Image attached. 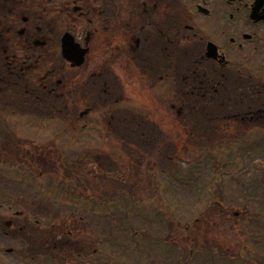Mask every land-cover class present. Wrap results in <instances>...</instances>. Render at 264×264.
Returning a JSON list of instances; mask_svg holds the SVG:
<instances>
[{
    "label": "rangeland",
    "instance_id": "374dc122",
    "mask_svg": "<svg viewBox=\"0 0 264 264\" xmlns=\"http://www.w3.org/2000/svg\"><path fill=\"white\" fill-rule=\"evenodd\" d=\"M175 79L178 80V76L173 79L171 104L177 106L175 110L171 109L170 113L163 112V105L151 107L150 102L145 100L148 98L149 101H154L150 93L139 100L147 103L144 105V112L157 120L154 125L161 131L160 135L166 136L159 138V135V139L152 137L155 141L151 145L148 139L139 140L134 147L125 144L119 146L120 152L116 154L108 149L111 148L110 143L98 138H93L86 145H79L83 143L81 136L82 140L73 148L79 153L73 154V151H65L64 147L69 145V137H73L76 132L64 134L63 140L57 139L67 132L64 127L66 118L63 117L37 129L26 128L20 122L13 123L18 130V138L13 145L15 148L10 149L18 153V156L13 154L19 157L18 166L28 174L43 173L47 179L54 174H60L58 183L72 188L76 186L79 193L89 192L91 197L98 201L130 200L142 204L153 202L155 196L163 201L173 224L169 225L163 219V225H152L149 220H156L150 217L154 214L148 212L152 208L148 209L147 216L141 220L143 223H132L129 228H124L123 234L127 235L131 242L123 240L122 245H119L121 250L118 246H112L109 251L110 260L105 264H178L193 255L195 261L191 264H215V258L206 255L208 250L212 254L216 251L219 255L224 254L223 257H240V260L233 263L232 260L220 259L218 256L217 264H244L243 260L249 261V264L262 263L264 260L260 256L264 257V245L256 246V243L264 242V187L260 185V181L264 180V125L256 123L257 126H254L252 120V124L245 122L240 127L224 120L217 124L215 109L210 103L186 106L185 117L180 118L178 111L181 91ZM139 92L146 93L144 90H138L132 94L139 95ZM86 108L79 106V112ZM195 108L196 112L192 113ZM192 114L199 118L193 117ZM11 123L7 121L5 125ZM104 124L108 126L104 125L105 130L112 135V127L107 121ZM112 125L115 126V123ZM248 125L252 128H247ZM141 136L134 135L136 138ZM147 137L151 138L148 135ZM4 143L5 140L0 136V264H45L36 260L24 262L23 258L27 256L30 260V256L38 247L37 242L52 229L56 230L59 241L66 245L65 249L73 251L75 247L83 248V253L90 257L94 256L95 250L99 253L97 257L78 262L74 257L71 261L67 256L65 263L61 261L60 264H100L106 254L103 249L106 236L103 230L98 229L99 225L94 224L93 219L81 223L80 218L85 215L76 214L73 217L68 213L71 209L64 204L56 205L52 201L56 197L48 202L43 201L44 207H41L37 201L27 198L23 193L15 192L11 186L9 189L6 187V183H15L17 175L2 166L5 161L10 160L4 157ZM103 143L106 145L102 146ZM236 143L237 146L234 145ZM90 148L95 151H89ZM58 149H62L61 154ZM165 151L169 153H164ZM32 161L41 162L40 164L44 162L47 166L29 164ZM158 170H164L166 176L157 174ZM185 170L188 171V177L182 174ZM170 177V186H164L163 184L170 181ZM217 179L221 180L218 186L215 184ZM36 185L37 183L34 189ZM50 186L56 194L64 198L69 197L57 192L55 181L51 182ZM47 190L48 187L43 192ZM216 191L221 193L222 206L212 204L210 198ZM4 196L18 201L16 206L13 204L11 211L8 209L10 202L5 200ZM88 198L90 197L87 194L84 199ZM18 212L23 213V217H17ZM235 213L239 214L238 217L234 216L237 215ZM42 220L45 222L41 223ZM11 221L14 223L13 227L6 228L5 224ZM37 221H40V225H36ZM157 222L161 223V220ZM189 225L193 226L185 231ZM23 226L27 227L26 231L20 238L19 234L14 238L12 233H17ZM69 231L75 236L72 237ZM131 232L133 234L130 235ZM134 232H138L140 237H135ZM139 238L142 244H138ZM162 239L172 244L168 252L174 249L175 251L166 253L164 262L158 255L152 260L151 252V256L149 254L152 242ZM137 246L148 249V259L144 251V261H137L134 253ZM10 250H13V253H9ZM196 250H201L198 251L201 253ZM251 252L256 254L252 255ZM202 256L205 258H200Z\"/></svg>",
    "mask_w": 264,
    "mask_h": 264
},
{
    "label": "flooded vegetation",
    "instance_id": "af4514ba",
    "mask_svg": "<svg viewBox=\"0 0 264 264\" xmlns=\"http://www.w3.org/2000/svg\"><path fill=\"white\" fill-rule=\"evenodd\" d=\"M175 76L184 106L264 97V0H0L2 107L29 95L97 136L134 134L157 122L145 94L171 112Z\"/></svg>",
    "mask_w": 264,
    "mask_h": 264
},
{
    "label": "trees",
    "instance_id": "16d2710c",
    "mask_svg": "<svg viewBox=\"0 0 264 264\" xmlns=\"http://www.w3.org/2000/svg\"><path fill=\"white\" fill-rule=\"evenodd\" d=\"M260 111H262V109H259V107H253L252 111H248V112H251L252 115H258V114L261 113ZM260 185L262 187H264V180L260 181ZM50 243H51V241H48V240H46V241H44L42 243V246H43L42 255H47V254H53L54 253V249L52 248V245H50ZM30 257L33 258V259H34V257L37 258L36 254L34 252H33V255H31ZM24 258H25V260L29 259L27 256H25Z\"/></svg>",
    "mask_w": 264,
    "mask_h": 264
}]
</instances>
